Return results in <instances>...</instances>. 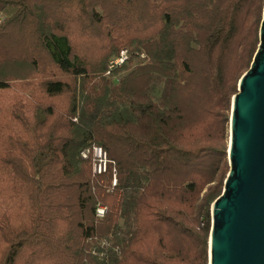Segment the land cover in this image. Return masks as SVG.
Instances as JSON below:
<instances>
[{
    "label": "trees",
    "instance_id": "16d2710c",
    "mask_svg": "<svg viewBox=\"0 0 264 264\" xmlns=\"http://www.w3.org/2000/svg\"><path fill=\"white\" fill-rule=\"evenodd\" d=\"M263 11L0 0V264H209L232 98ZM125 47L143 56L116 80L106 72ZM93 143L116 163L112 191V164L95 174L81 155Z\"/></svg>",
    "mask_w": 264,
    "mask_h": 264
},
{
    "label": "water",
    "instance_id": "95a60500",
    "mask_svg": "<svg viewBox=\"0 0 264 264\" xmlns=\"http://www.w3.org/2000/svg\"><path fill=\"white\" fill-rule=\"evenodd\" d=\"M228 159L212 203L209 264H264V11L260 43L232 98Z\"/></svg>",
    "mask_w": 264,
    "mask_h": 264
},
{
    "label": "built area",
    "instance_id": "2783aa9c",
    "mask_svg": "<svg viewBox=\"0 0 264 264\" xmlns=\"http://www.w3.org/2000/svg\"><path fill=\"white\" fill-rule=\"evenodd\" d=\"M1 19V16H0ZM143 56V55H142ZM129 49L123 48L117 56L113 57L110 60L109 69L107 70L106 74L109 76H112L113 70L117 68L118 66L123 65L128 58H129ZM81 155L84 158H90L92 161V167L93 172L95 174H106L109 171L110 164H112L111 168V178L108 180H103L105 182V186L107 191H112L115 186L119 183L118 178V170L116 167V163L114 160L110 159L108 156V153L106 149L99 144L93 143L92 145H88L85 148L82 149ZM108 181V182H106ZM108 211V205L99 202L96 206V215L99 218H102L105 216V214ZM105 243H107V240H103Z\"/></svg>",
    "mask_w": 264,
    "mask_h": 264
},
{
    "label": "rangeland",
    "instance_id": "374dc122",
    "mask_svg": "<svg viewBox=\"0 0 264 264\" xmlns=\"http://www.w3.org/2000/svg\"><path fill=\"white\" fill-rule=\"evenodd\" d=\"M137 53V50H135V51H132L130 48H129V58L131 59V57H132V59H131V61H126L127 63L129 62V63H131V64H135V63H137L138 61H140V59H141V57H142V54H139V56H138V54H136ZM131 54H135V55H131ZM126 62L125 63H123V65L124 64H126ZM123 65H121V66H123ZM121 66H119V67H121ZM117 69V68H116ZM127 71V69H121V70H119L118 72H116V74H112V78L113 79H119L120 77H121V75H123L125 72ZM228 132H229V129H228ZM229 160V159H228Z\"/></svg>",
    "mask_w": 264,
    "mask_h": 264
}]
</instances>
